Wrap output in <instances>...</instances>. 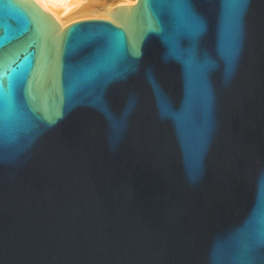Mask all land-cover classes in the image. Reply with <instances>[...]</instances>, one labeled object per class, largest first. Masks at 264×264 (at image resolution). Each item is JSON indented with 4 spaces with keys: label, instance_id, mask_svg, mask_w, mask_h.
<instances>
[{
    "label": "water",
    "instance_id": "water-1",
    "mask_svg": "<svg viewBox=\"0 0 264 264\" xmlns=\"http://www.w3.org/2000/svg\"><path fill=\"white\" fill-rule=\"evenodd\" d=\"M0 264H264V0H0Z\"/></svg>",
    "mask_w": 264,
    "mask_h": 264
},
{
    "label": "bare ground",
    "instance_id": "bare-ground-1",
    "mask_svg": "<svg viewBox=\"0 0 264 264\" xmlns=\"http://www.w3.org/2000/svg\"><path fill=\"white\" fill-rule=\"evenodd\" d=\"M47 11L61 26V31L82 19L113 21L118 9H129L139 0H30Z\"/></svg>",
    "mask_w": 264,
    "mask_h": 264
},
{
    "label": "rangeland",
    "instance_id": "rangeland-1",
    "mask_svg": "<svg viewBox=\"0 0 264 264\" xmlns=\"http://www.w3.org/2000/svg\"><path fill=\"white\" fill-rule=\"evenodd\" d=\"M83 20H90V19H82V20H77V21H75V22H79V21H83ZM98 20H105V19H98ZM109 21V20H108ZM74 22V23H75Z\"/></svg>",
    "mask_w": 264,
    "mask_h": 264
}]
</instances>
